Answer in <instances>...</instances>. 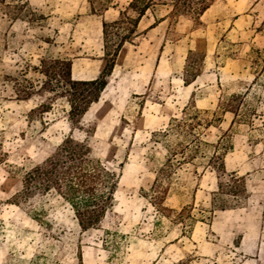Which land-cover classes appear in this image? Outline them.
Instances as JSON below:
<instances>
[{"label":"rangeland","instance_id":"374dc122","mask_svg":"<svg viewBox=\"0 0 264 264\" xmlns=\"http://www.w3.org/2000/svg\"><path fill=\"white\" fill-rule=\"evenodd\" d=\"M131 0H5L0 3V264H264V74L253 69L264 54V0H216L198 28L180 18L169 33L164 7L147 11L139 39L125 44L98 102L73 137L118 177L113 208L101 224L82 231L70 207L54 195L29 206L13 204L25 171L40 164L69 135L65 100L40 122L28 112L48 95L38 88L44 58L68 59L75 80L98 77L103 68L102 19L114 20ZM205 53L202 73L181 80L188 50ZM37 84L18 100L14 80ZM242 95L238 116L220 103ZM193 99L215 123L202 130L207 144H226L228 172L243 177L246 196L235 202L215 196L208 167L213 148L204 145L178 167L165 206H190L193 220L174 222L149 198L167 145L155 133L167 128ZM224 200V201H222ZM216 202V205L214 206ZM223 208V209H222Z\"/></svg>","mask_w":264,"mask_h":264},{"label":"trees","instance_id":"16d2710c","mask_svg":"<svg viewBox=\"0 0 264 264\" xmlns=\"http://www.w3.org/2000/svg\"><path fill=\"white\" fill-rule=\"evenodd\" d=\"M92 11H95L93 0H88ZM216 0H131L126 7L118 11L114 20L102 19V58L104 68L101 74L89 80H75L72 77V63L68 59L44 58L40 62L39 73L43 80L38 88L48 97L28 112V119L32 121L36 116L44 123L42 116L51 110L57 100H65L68 106L66 119L70 133L62 142L52 148L47 157L22 175L18 188L13 195V204L19 207L29 206L37 197L54 195L67 204L82 231L95 228L101 224L106 213L113 208L115 193L118 188V177L109 171L102 162L94 156L93 148L86 140L73 137L75 130H83L82 119L90 106L98 102L108 84V77L112 74L116 60L125 44H134L140 37L138 24L147 11L156 7H164L167 14L156 22L168 20V32H173L172 26L180 18H186L198 28L204 26L201 18ZM5 0H0L4 3ZM264 27V21L261 24ZM205 53L188 50L185 58L181 80L185 86L193 83L203 71ZM253 69L264 74V54L255 50L252 60ZM14 91L18 100H29L37 92V84L22 75L14 80ZM239 101L242 95L233 94L227 101L221 102L220 108L238 116ZM207 111L196 108L191 99L183 108L180 115L172 118L163 131L154 136L166 139L171 135L178 137L167 145L165 164L155 173L151 187L150 204L167 218L174 216V222L185 224L193 220L190 206L182 207L178 212L165 206L169 194L172 177L178 167L191 163L206 145L213 148L209 157L208 167L216 178L217 192L215 196H228L235 202L246 196L247 190L243 177L228 172L225 166L226 144L218 141L207 144L201 139L202 130L212 126L217 119H209ZM78 146L74 152H69L65 145ZM64 149L61 153L60 150ZM57 156L60 163L55 170L48 164V160ZM224 201V200H222ZM216 205V202L214 206ZM223 209V208H222Z\"/></svg>","mask_w":264,"mask_h":264},{"label":"snow or ice","instance_id":"6c2138e0","mask_svg":"<svg viewBox=\"0 0 264 264\" xmlns=\"http://www.w3.org/2000/svg\"><path fill=\"white\" fill-rule=\"evenodd\" d=\"M64 147H66L67 150H68L69 152H74V151H75V148L78 147V146H73V145H71V144H68V145H65ZM63 150H64V149L62 148V149L60 150V152L62 153ZM59 163H60V161H59V159L57 158V156H53V157H51V158L48 160V164L51 165V167H52L53 170H55L57 164H59ZM0 195H3V193H0Z\"/></svg>","mask_w":264,"mask_h":264}]
</instances>
